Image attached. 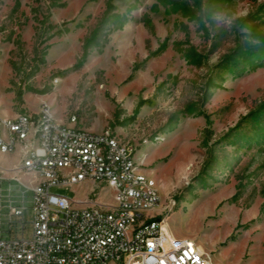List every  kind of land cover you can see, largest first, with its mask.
I'll use <instances>...</instances> for the list:
<instances>
[{
    "label": "rangeland",
    "instance_id": "rangeland-1",
    "mask_svg": "<svg viewBox=\"0 0 264 264\" xmlns=\"http://www.w3.org/2000/svg\"><path fill=\"white\" fill-rule=\"evenodd\" d=\"M44 102L143 155L170 241L264 264V0H0V114ZM92 188L52 192L80 202ZM29 195L10 227L26 238ZM9 201L22 206L15 181L0 185L3 214Z\"/></svg>",
    "mask_w": 264,
    "mask_h": 264
},
{
    "label": "built area",
    "instance_id": "built-area-1",
    "mask_svg": "<svg viewBox=\"0 0 264 264\" xmlns=\"http://www.w3.org/2000/svg\"><path fill=\"white\" fill-rule=\"evenodd\" d=\"M47 104V103H42ZM47 111L16 115L12 121H0V145L13 146L22 135L35 136L36 115H46L47 124L40 150L34 158H26L14 167V173L3 172L0 185L11 181L19 184L22 206L11 201L7 213L0 205V264H186L189 252L179 240L167 241V223L161 219H143L136 227H128L129 215H143L156 206L160 195L144 189L143 181L131 173L130 153L134 146L107 133L85 134L76 126L50 119ZM75 117L70 123H75ZM20 168L54 173V182L22 179ZM142 168V167H138ZM92 184L84 201L75 202L53 188L72 189ZM111 189L114 204L99 199V191ZM10 191V188L9 190ZM32 210L31 234H13L11 225L24 220L26 192ZM194 242V241H192ZM181 257L183 259H181ZM194 263L210 264L209 254L194 258Z\"/></svg>",
    "mask_w": 264,
    "mask_h": 264
},
{
    "label": "bare ground",
    "instance_id": "bare-ground-1",
    "mask_svg": "<svg viewBox=\"0 0 264 264\" xmlns=\"http://www.w3.org/2000/svg\"><path fill=\"white\" fill-rule=\"evenodd\" d=\"M40 111H47V107L43 106ZM24 115V113L18 114ZM50 119L55 120L52 114L50 113ZM12 121L14 117H3L0 114V121ZM46 124H47V117L46 115H36V128H35V136L33 137L30 135H22L19 139L13 140V146L9 149H3L0 145V153L2 154H11L16 151H20L21 160H24V146L31 143L29 147L26 149V158H34L35 154H37L41 147V142L44 139V132L46 131ZM85 134L87 135H94L95 132L86 131ZM114 144H121V141L114 137ZM135 148L133 149L132 153H130V163L131 164V173H133L134 177H139L140 180L143 181L144 189L148 190L149 193H155V195H159L157 189L155 188V182L147 177L142 171L143 163L138 162L135 159ZM19 162V163H20ZM1 166V165H0ZM3 172L6 173H14V167L11 169H6L3 167ZM20 175H27L31 177V179L42 180V182H54V173L49 171L43 170H31L28 168H20ZM29 179V180H31ZM114 198V197H113ZM160 204V198L156 199V206H150L147 210L143 211V215H129L128 220V227H136V223H143V219H154L155 211ZM161 223H164L161 219ZM166 240L170 241L167 236ZM179 243H184V249L189 252V258H186V264H201V263H194V258L197 257V253L199 255H204L197 247L196 244L190 240H182ZM210 262V260H209ZM212 264V262H210Z\"/></svg>",
    "mask_w": 264,
    "mask_h": 264
},
{
    "label": "crops",
    "instance_id": "crops-1",
    "mask_svg": "<svg viewBox=\"0 0 264 264\" xmlns=\"http://www.w3.org/2000/svg\"><path fill=\"white\" fill-rule=\"evenodd\" d=\"M0 155H1V158H2V161L0 160V165L3 166L6 169H11V168L15 167L20 162L21 153H20L19 150L14 152V153H11V154H2V153H0ZM142 157H143L142 154L138 155V156L135 155L136 161L141 160ZM9 160H11L13 162L11 163V161H9ZM4 161H6V162L2 163ZM7 164H9V165H7ZM22 177H25L28 185L31 184V182L29 181V178H28L27 175H22Z\"/></svg>",
    "mask_w": 264,
    "mask_h": 264
},
{
    "label": "snow or ice",
    "instance_id": "snow-or-ice-1",
    "mask_svg": "<svg viewBox=\"0 0 264 264\" xmlns=\"http://www.w3.org/2000/svg\"><path fill=\"white\" fill-rule=\"evenodd\" d=\"M181 259H183V258L181 257Z\"/></svg>",
    "mask_w": 264,
    "mask_h": 264
}]
</instances>
